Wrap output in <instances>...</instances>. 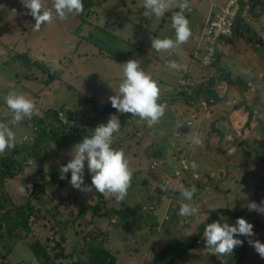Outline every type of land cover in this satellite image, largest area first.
Listing matches in <instances>:
<instances>
[{
  "label": "rangeland",
  "instance_id": "rangeland-1",
  "mask_svg": "<svg viewBox=\"0 0 264 264\" xmlns=\"http://www.w3.org/2000/svg\"><path fill=\"white\" fill-rule=\"evenodd\" d=\"M22 2L23 0H0V89L2 90L1 99L3 101L9 91L23 94L33 101L37 100L39 96V108H42V111L55 112L56 109H61L62 111H56L63 112V116L66 117V125L68 127L73 126L79 131L84 128L86 123L90 126L95 123L90 120V118H94L93 115H95L96 108L103 113L102 109L111 107V111L108 112L109 117L113 114L118 115L120 118L123 117V120L120 122L121 129L118 132L120 134L118 137L114 138L115 142L112 147L124 151L129 161V167L133 172L131 186L125 200L128 196L132 200L135 198H142L145 200L146 197H153L158 200L155 191H159L158 193L166 192L167 197L163 200V203L165 201L168 202L165 207L168 206L166 212L169 211V208L172 206L171 197L179 196L180 199H183L179 190L177 189L176 193H174L175 186L173 187L174 191L170 189V186L183 184L182 179H186L184 175L185 172L181 173L179 178L176 176V173L183 171L179 162L182 159H187L189 161H195L199 165V171L197 173L203 175L201 179H195L196 176H193V174L190 179L192 185L201 188H196L197 191L191 201V203L199 209V214L189 218L194 219L195 222H197L198 218L202 215L204 219L207 218V207L209 206L210 209L214 208L209 205L210 203H214V205L220 209H229L231 212L232 210L237 211L236 206L233 205L239 204V199L242 195L240 194L235 198V194L242 185L246 184L245 180L239 186L236 185L237 178L238 180L240 179V176L237 174L239 173L237 172V166L244 165L245 162H243V160L247 162L251 160L239 154L240 151L245 150L244 148L241 147L243 150H240L241 148L236 146V150H234L231 156H228L226 153V155L222 157L216 152V154L210 157L199 158L190 151L192 148L191 145L187 152L181 153L179 151L173 158H169L170 152H173V145H175L177 149L181 148L183 150L188 141L190 140L191 142L193 136H198L200 139L206 140L203 134L194 131H188L186 134L179 135L175 131L178 123L177 116L180 117L182 112L188 113L190 106L193 104L199 102L198 104L205 103L213 105V102H218L222 97H225L231 104H239L242 101L241 99H245L243 101L246 102H251L249 111L253 113L257 120L256 124L258 125L255 128L256 134L253 139L250 137L247 143L250 147V153H253L252 150L257 148L264 154V80H260L261 83H257V88L254 86L255 82L259 79L251 78L249 80L250 83L246 81L244 88H247L249 92L240 96L237 92V94H234L229 90L232 84L237 85L239 82L233 74L229 73L228 76V74L221 71V69L210 71L208 74H196L186 70L189 64L186 60L188 58L187 54L200 38L202 27L205 25L212 4H219L222 1L188 0L189 6L184 11V15L189 21V27L192 33L190 38L176 49L169 50L168 52H161L163 55L168 56L169 60H174L180 64L183 70H186V76H189V79H195L199 82L202 91L190 94L189 97H191L190 100L192 104H190L189 99H185L184 96L183 99H172V95L177 96L179 93H184L178 87L179 84H177L179 91H176V94H174V90L171 89L176 86L174 85L176 80L174 77H170L171 79H169L170 75L167 74L169 72H176L177 70L166 68L164 75L159 73L163 70V65L160 64L158 61L159 59L156 58L157 56H154L156 50L151 49L152 39H175V30L172 27L171 17L175 12L180 11L175 0L169 10L159 18L154 15L150 17H145L143 15L144 0H91L90 4L84 8V12L78 17L69 14L66 20L61 21L57 18L53 23L43 25L39 31L33 30L35 20L27 14L29 10L23 7ZM46 4L51 7V0H46ZM213 8L214 7H212V10ZM13 9L16 11V15L12 12ZM257 19L258 18L252 16L247 19V23L252 27L256 35L251 34V36L256 37L257 40L251 39L249 40V44L256 51L264 52V24L263 28H261L262 24L259 25V20L257 21ZM160 23L162 26H159ZM241 25L242 23L238 24V26ZM77 30L80 31L77 32ZM155 30L156 32H154ZM76 32L80 36L88 37L86 41H90V43H85V41L74 36ZM235 40L236 38L231 44L234 49L237 48L236 51H239V44ZM243 45H245V43L242 44V46ZM222 48L221 46V49ZM22 55H24V58L31 59L32 62L47 66L49 73H56L57 81L55 80L49 86L46 85L45 80L48 79H46L47 75L39 71L38 68L26 64L25 60L23 62V58L16 59V57ZM238 57L241 64L242 62H248L244 56L241 57L239 54ZM133 59L141 61V68L158 82L160 91L165 94L162 96L163 101L161 102L167 105L165 115L154 125L136 116L118 113L116 109L112 108L108 99L110 96L118 94V86L123 78V67L120 64ZM177 59L180 60L177 61ZM256 61L257 59H255L254 62ZM153 64L156 66L155 69H152ZM58 78H60V82H62L61 89H55L57 86H53L59 82ZM10 85H14L15 87H11ZM112 89L114 94L111 91ZM206 89L211 93H208ZM209 95H215L217 99L213 100L212 97L209 98ZM167 99L172 100L169 101ZM46 100L48 101L45 102ZM192 112L193 118L198 120L197 115H195L198 114V112ZM210 112L211 110L199 114H204L203 116L205 117ZM9 115H11L10 110L0 106V121L6 120L7 122ZM128 116L129 119L127 118ZM72 119L74 120L73 123ZM49 123H55V121L51 119ZM95 125L96 124L93 126ZM203 126L207 127L208 123H205ZM12 127V131L15 133L19 145H21L22 141L28 143V138L31 141L29 146L33 145L35 134L31 128L24 129L20 126ZM81 133L82 132H77L73 137L77 135L80 136ZM75 144H72V147ZM39 145L42 150L39 152L38 159L29 154H20L14 157L18 162L22 161L24 167L22 173L15 180L7 182L5 186V193L8 195L7 200H5V195L2 194V200L5 201L4 205L8 208H19L23 207L26 203H30L35 209H40L42 213L50 212L53 214L55 212H63L65 214L62 217L65 219H68L66 213L69 214L70 211H73V215L77 213V203L79 202L82 205H94L97 200L94 196V192L83 193L74 189L70 183L64 189L56 188L52 197H48L44 189L40 188L42 185L49 182L47 171L51 170L55 174H58L59 168L62 165H66L71 159L69 155L70 151L68 152L64 147H60L47 140H43ZM20 149H22V147ZM203 151L210 153V150L208 151L205 147H203ZM5 153L3 154L4 156H6ZM3 155H0V157H3ZM254 157H252V159L255 160V163L258 162ZM149 158L151 160L149 166L153 163L152 161H156L157 163V168L151 172L148 171L149 166H147ZM159 163L161 165H158ZM261 166L263 167L262 164ZM39 167L45 172L42 174V177H37V174H35ZM248 167H246V169L250 168ZM251 167L252 168H250L248 172L251 183L248 182L249 187H247V192L249 190L253 191L252 180H254V178L251 174L263 173L264 171L263 168H260L259 172L258 168L254 166ZM189 171H192V169L190 168ZM85 175L90 179L87 181L84 178L85 185H90L91 176L87 169L85 170L84 176ZM148 176L152 178L151 183L149 182L148 184V182H146L142 186V180H146ZM174 177L178 179H173ZM58 179L59 178H57V180ZM88 182L90 184H88ZM160 182L162 184L159 185ZM21 184L26 186V191H28L29 194L21 195L19 193L18 189ZM29 185L31 187L27 188ZM223 185H225V187L227 186V188L222 187L224 192L220 195V193L216 192V186L221 187ZM262 186L264 188V183ZM185 187L188 188L187 186ZM169 189L170 191H168ZM251 191H249V193ZM171 192L175 195L172 193V196ZM212 193H217L219 195H212ZM103 196V212L125 207L124 201L117 202L114 197ZM155 207L156 210L158 208L162 209L163 205L162 203H158ZM243 207L244 206L241 207V210ZM174 209L176 212L179 211L175 203ZM132 210L135 212L134 209ZM10 215L15 217V211L13 210ZM142 216L144 225L143 222H141L140 225H143L142 228H144L145 225L149 223V219L147 213L142 214ZM107 217L108 216L102 220H99L97 217L95 218V222L100 224L98 225V229L104 236L108 245L112 248L123 247L127 250L128 256H126V258L133 256L134 262L139 261L149 264L150 260L148 256H144V259H141L137 251L143 248L149 251L151 245L156 246V249L161 250L163 248L160 239L155 237V229H153V232L150 233L149 236L143 237L138 241L135 238V232L139 229L138 225L127 219L124 221L114 219L113 222ZM86 218L87 221L91 219V214L89 212L86 213ZM262 218L260 214L257 219L260 220ZM204 219L198 222V228L205 222ZM227 219L230 225L235 224L236 220L232 222L231 216H227ZM178 224L186 225L187 223L179 222ZM179 226L182 227L185 234L190 233L185 227ZM89 228H92V226L90 227L87 225L83 227V231H87ZM165 229H167V224H165ZM23 234L24 233H21L20 235L23 236ZM185 234L177 232L174 239H182L186 236ZM194 234H198L197 228ZM260 235L262 234H255L254 240H259L264 244V240ZM199 236L202 238L203 234L200 233ZM76 237L75 228H73L71 229L69 242H72ZM163 237H167L165 231ZM235 238L245 241L244 236ZM187 240L190 243L193 237H188ZM158 246L160 247L158 248ZM250 247L253 248L251 245ZM199 248L205 250L204 238ZM237 248L238 247L235 249ZM133 251H135V254ZM5 252L4 248H2L1 255H5V264H20L21 260L27 262L26 255H24V257L14 256L12 250L10 253L6 252L5 254ZM152 255L153 253L151 252V257ZM233 256V253L232 255H213L211 252L205 250L203 257L205 259L203 262L200 255L191 258V256L187 254L182 258H175L174 264L184 263L182 261L179 262V260L188 261L190 258L192 261L194 260L199 264H226V262H230V260L234 258ZM24 262L21 264H24ZM249 263L264 264V258H261L255 252L249 256ZM27 264H29V262Z\"/></svg>",
  "mask_w": 264,
  "mask_h": 264
},
{
  "label": "trees",
  "instance_id": "trees-1",
  "mask_svg": "<svg viewBox=\"0 0 264 264\" xmlns=\"http://www.w3.org/2000/svg\"><path fill=\"white\" fill-rule=\"evenodd\" d=\"M91 0H83L84 8L90 4ZM260 6L262 7V11H264V0H259ZM79 16V15H75ZM149 20V19H148ZM147 20V21H148ZM163 22V20H162ZM239 23H242L241 26H238ZM159 26H162L160 23ZM80 30H77V32ZM159 31V30H158ZM76 33H74V36L78 37L79 39L87 42L86 40L88 37L86 36H80ZM156 32V30L154 31ZM251 34L255 35L254 30L252 27L247 23L246 19H241L237 22L235 28H234V36L236 37V42L242 41L246 44H249V40L253 39L255 41L256 37L251 36ZM78 35V36H77ZM232 36L227 41V39L224 40V45L222 47L226 46L232 48V50H235L233 43L235 37ZM256 36V35H255ZM261 41V40H260ZM78 44V43H77ZM83 49V47H82ZM154 56L158 58L161 65L164 67L167 64V61H169V57L166 55H163L161 52H155ZM23 62L25 60V63L28 65H32L33 67L38 68L39 71H41L43 74L47 75L45 80L46 85H51L56 80V73H49V69L47 66L40 65L36 62H32L29 58H24V55L16 57V59H22ZM156 66L153 64V68L155 69ZM210 71H215L219 69V65L217 64L214 66L213 64L209 68ZM180 73L185 76V78L189 79V76L187 77V72L182 70H179ZM27 76V75H26ZM59 82H57V86L55 89H61L62 88V82H60V78H58ZM57 81V80H56ZM54 89V91H55ZM201 89V90H200ZM199 89V92L202 91V88ZM207 90V89H206ZM1 89H0V106L3 108H7L5 102L1 99ZM193 91V90H192ZM208 93H211L209 90H207ZM186 93V92H185ZM176 94V92H174ZM172 99H180L181 97L185 99H189V103H191V97L190 94L186 93H179V95L175 96L172 95ZM184 96V97H183ZM52 97V96H51ZM214 100L217 99V96L215 95H209V98ZM51 98L49 97V100ZM172 99H167L171 101ZM40 97L38 96L37 100H34L36 106L39 109V115H33L31 118H26L25 121H23L19 125L25 128H31L33 133L35 134L34 142L32 146H29V143L31 142L28 138V143L22 141L21 145L18 144V140L16 139L15 147L5 153L6 156L3 155V157H0V264L4 263V254L1 255V250L4 248L6 252H9L12 250V254L14 256H21L24 257L26 255L27 262H24L21 260L20 264L24 262V264L35 263V264H146L142 262H134L133 256H128L127 250H125L123 247L120 248H112L110 245H108L107 241L105 240L104 236L98 229L99 223L95 222V218L97 217L99 220H102L106 216L111 221L114 222V219H117L118 221H124L125 219L129 220L130 222L140 225L141 222H143V216L139 214V211L134 208L135 212L130 207H124V208H118V209H111L110 211L103 212V205H104V196L103 194H100L94 192V196L96 197V202L94 205H82L80 202L77 203L78 211L75 215H73V211H70L69 214L66 213L68 216V219H65L62 217L65 213L55 212V213H42L40 209H35L34 206H32L30 203H26L23 207L19 208H8L6 207L5 201L2 200V194L5 195V200H7L8 195L5 193V186L7 182H11L15 180L21 173L24 167V163L18 162L14 159L16 155H33L36 159L39 157V152L42 150L39 143L43 142V140H47L49 142H52L56 145H59L60 147H64L65 150L68 152L71 151L72 144L79 143L82 141L84 136H91V132L95 127H97L99 124L104 123L106 124L109 116L108 112L111 111V107H107L103 110V113L101 110H98L96 108L95 111V117H98L101 122L99 124H96L95 126H88V124L80 129L77 130L75 127L70 126H64L57 120V111L61 109H56L55 112H45V110L42 111V108L40 107ZM46 100L45 102H47ZM51 101V100H50ZM163 100H160L158 103H161ZM167 101V102H169ZM195 105V104H193ZM193 105H189L191 108ZM199 109L197 110L198 114L203 111V108L201 106V103L198 104ZM198 105L196 103L195 108H198ZM207 108H210V104H205ZM238 106V107H237ZM243 104H233L232 107L234 109L230 111L229 113L235 112L242 108ZM248 108V107H247ZM62 111V110H61ZM248 112V121L245 123L248 126L251 124H256L257 120L255 119L253 113L249 111V108L246 109ZM91 112V111H90ZM11 113V112H10ZM115 115V114H114ZM187 116L186 112L181 113L180 118H184ZM94 117V118H95ZM123 117L119 118L120 122L123 120ZM11 119V115L7 118V122ZM55 121V123H49V120ZM217 120L225 121L226 119L221 117L220 119L215 118ZM98 120V121H99ZM185 120V119H184ZM216 121V120H215ZM3 122H6V120H3ZM254 122V123H252ZM258 125V124H256ZM194 125H188L186 126L187 132L191 131L192 129L195 131ZM12 127V126H11ZM13 128V127H12ZM227 130L226 132L219 131L216 128L215 122H211L208 125L207 131L209 134L213 133L216 136L214 137H226V133L229 134L230 130L225 127ZM176 131V129H175ZM77 132H82L80 136L73 137ZM177 132V131H176ZM232 137L230 139L233 142H230L233 146H238L241 148H244V152L240 151L239 154H242L246 158H250V161H244V165L237 166V172L239 173H248L250 171L251 166H254L255 168H258V171L260 172V168L264 169V154L261 153V150L254 148L253 153H250L249 151V145L248 143H244L242 141L237 140L236 136H238L235 133H232ZM241 135V131H240ZM211 137V136H210ZM219 143H216V145L211 144L210 147V154H225L228 152V147H231L229 144L227 145H221V139H218ZM260 141V140H259ZM258 141V142H259ZM255 146V145H254ZM22 147V149H20ZM227 148V149H225ZM242 148L240 150H242ZM173 150H175V145H173ZM208 155V153H206ZM255 156V157H254ZM252 157L256 158L258 162L255 163V160L252 159ZM39 164V163H38ZM263 165V167L261 166ZM39 166V165H38ZM250 168H249V167ZM244 169H240V168ZM248 167L249 169H246ZM262 169V171H263ZM86 170V169H85ZM36 172V171H35ZM182 171L181 173H183ZM191 171H187L184 173L186 179H182V182L185 186L188 188L192 187V183L190 181L192 173ZM45 172L40 167L38 168L37 177H42V174ZM255 174V175H254ZM251 174V176L254 178L253 180V191L249 193L247 192V196L254 197V200L257 204H260L262 201H264V188L262 184L264 183V171L263 173H254ZM249 175V173H248ZM47 176L49 177V182L47 184L42 185L40 188L44 189V191L47 193L48 197H52L54 194V191L56 188L64 189L70 181L71 174H66V178L64 180H61L59 178V173L55 174L51 170L47 171ZM58 176V177H56ZM57 178H59L57 180ZM85 180H90L87 175L84 176ZM179 178V177H178ZM177 177L173 179H178ZM85 183V182H84ZM91 183V182H90ZM88 182V184H90ZM91 185V184H90ZM179 186V184H178ZM147 187V186H146ZM197 188V187H196ZM170 191V189L168 190ZM177 191V190H176ZM176 191L174 193H176ZM159 191H155V195L158 200H156L153 197H146L147 204L145 206L140 207L141 213H154L156 212L155 205L158 204V201L162 202L167 197V193H158ZM158 193V194H157ZM173 192H171V195ZM175 195V194H174ZM130 198L129 196L127 199ZM173 208L167 213H164L162 215L164 224H167L168 226L175 227L179 222H183L184 220L187 221L189 217H182L178 215H173V209H174V203L177 204V206H181L182 203L187 202L184 199H180L179 196L177 197H171ZM176 201H183L181 203H177ZM150 208H153V211L150 210ZM177 208V207H176ZM15 211V217H12L10 214L12 211ZM58 211V208H57ZM61 211V210H59ZM89 212L91 214V219L87 221L86 213ZM147 213V214H148ZM172 214V215H170ZM178 214V213H177ZM208 214V215H207ZM207 218H205V222L203 223V226H200L201 231H198V236L200 233L204 230L207 223H211V221L218 220L221 216L227 219V216H231V221H235L237 218H244L247 221H249L253 225V232L254 235L262 234L260 235L262 239L264 240V215H262V219L258 220L260 213L256 211H249V210H242L238 212H231L229 209H218V210H212L207 212ZM170 215V216H169ZM155 216H157V212L155 213ZM177 217V218H176ZM192 219V218H191ZM262 220V221H261ZM229 221V220H228ZM89 225L92 228H89L87 231H83V227ZM176 224V225H175ZM75 228V235L77 236L72 242H69L71 229ZM165 228V226H164ZM21 233H24L23 236L20 235ZM254 235L252 237H245V241H243L242 246H239L235 251L233 252V259L230 260V262H226V264H250L249 263V256L256 251L250 247V244L248 243L249 239L254 240ZM45 236V237H43ZM4 240V242H3ZM196 237L193 238V240L190 243H187V245L183 248H181L178 251H173L170 249V247L165 244V246L160 249H155L153 251V255L150 258L149 264H174L175 258H182L183 256L187 255L189 251L195 246L197 243ZM5 252V254H6ZM135 254V251H133ZM138 252V251H137ZM28 253V254H27ZM11 254V255H12ZM139 257L143 259L142 254L139 253ZM248 260V261H247ZM184 261V260H179Z\"/></svg>",
  "mask_w": 264,
  "mask_h": 264
},
{
  "label": "clouds",
  "instance_id": "clouds-1",
  "mask_svg": "<svg viewBox=\"0 0 264 264\" xmlns=\"http://www.w3.org/2000/svg\"><path fill=\"white\" fill-rule=\"evenodd\" d=\"M173 2L174 0H144L143 15L145 17L153 15L157 18L162 17L165 12L169 10ZM175 2L180 9V11L175 12L171 17L172 27L175 30V39H152L151 49H155L157 52H168L169 50L178 48L180 45L187 42L192 34L189 21L184 15V11L189 6L188 0H175ZM225 2H227V0L223 1V3ZM245 2L248 3V13L243 10L244 16L241 17V14L238 16L234 28L239 20L246 19L247 21L251 16L257 18L258 11L261 12L263 10L259 0H245ZM22 4L23 7L29 10L27 14L35 20V24L33 25V30L35 31H39L43 25L53 23L57 18L63 21L68 18L69 14L80 15L84 12L83 0H51V7L47 6L46 0H23ZM220 7L213 10L211 9L208 17L210 15L216 17ZM12 12L16 15L14 9ZM222 45H224V43ZM221 46L219 52L215 55L216 62L213 64L214 66L217 64L222 65L219 63L222 56L220 53L223 50ZM197 51L201 53L203 50ZM120 65L123 67V78L118 86V94L108 98L112 108L116 109L118 113L136 116L153 125L158 123L165 115L167 108L165 103H158L162 100L160 99V87L158 82L141 68L140 60L133 59ZM167 67L170 70H182V66L174 60L167 61ZM204 68L210 70L209 66ZM189 80L196 81L195 79ZM196 83L199 85V88L188 94L199 92L200 84L198 81H196ZM10 86L15 87L14 85ZM4 101L11 112V119L8 122L0 121V155H3L7 150H11L15 147L16 137L11 126L19 125L25 121L26 118H31L33 115H39V109L35 102L23 94L9 91L4 97ZM202 105H205V103H201V106ZM208 109L209 108L206 107V111L203 110L202 112H208ZM56 116L59 123L67 126V123H65L66 117L63 116V112L58 111ZM90 120L94 121V124H99L101 122L98 117L90 118ZM73 122L74 120L72 119V123ZM191 124L192 123L189 121L185 124V127ZM86 125L87 123L85 126ZM120 129L121 123L118 115H110L106 124L101 123L95 127V129L92 130L91 136H84L81 142L73 145L69 153L71 159L66 165H62L59 168V178L64 180L66 174L70 173L71 178L69 183L74 189L83 193H89L95 190L108 197H114L117 202L124 201L131 186L133 172L129 167V161L124 151L112 147L114 134L118 133ZM191 144L197 147H203V141L198 136L191 138ZM152 162L153 163L148 167L149 172L157 168L156 161ZM189 162H191L190 167L193 173L196 174L199 165L195 161L190 160ZM153 164H155V166H153ZM158 165L161 164L159 163ZM185 166H189L187 162ZM85 169H87L91 176V185H85L84 183ZM30 187V185L27 186V188ZM178 190L183 199L187 201L181 204L179 215L182 217L198 215L199 209L190 203L197 191L195 185L191 188H186L183 184H180ZM18 191L21 195L29 194L28 191H26V186L22 184ZM246 207L249 211H256L264 215V201L260 204L249 202ZM253 235V225L244 218H237L235 224L230 225L226 221V218L221 216L217 221L207 223L204 228L203 236L205 250L211 252L213 255H232L234 249L243 244L242 240L235 237L244 236L250 238ZM248 243L261 258H264V244L259 240L252 239H249Z\"/></svg>",
  "mask_w": 264,
  "mask_h": 264
},
{
  "label": "crops",
  "instance_id": "crops-1",
  "mask_svg": "<svg viewBox=\"0 0 264 264\" xmlns=\"http://www.w3.org/2000/svg\"><path fill=\"white\" fill-rule=\"evenodd\" d=\"M218 1H222V2H220L219 4H212V6H211V8H210L208 13L211 12L212 7H214L213 9L219 8L222 5L224 0H218ZM257 16H258L257 17L258 18L257 21L259 20L258 24L259 25L262 24L261 28H263L264 11H261V12L258 11ZM198 40L196 41L194 46L191 48L190 52L187 54L188 58L186 60L188 61L189 64L187 65V69L186 70H189L191 73H196V74H208L210 72V70H207V68H204L202 66V63H201V59L204 56L203 51H201V53H198V51H197L198 50V42H199ZM244 43L238 41L239 51H236L237 48H235V50H232V48L227 47V45L224 46L222 52L220 53V55H222V56H221L220 61H219V63L222 64V65H219V69H221V71L226 72L228 74V76H229V73L233 74V76H235L237 78V81H239L237 83V85L236 84H232L229 90L232 93H234V94L238 93L240 96L245 95V94H247L249 92L247 90V88H244L246 81L250 83L249 80L251 78L259 79V80H257L255 82V86H254L255 88H257L256 87L257 83H261L260 80H264V52L256 51L250 44H246L245 43V45L242 46V44H244ZM239 54H240L241 57L244 56V58L246 60H248V62L247 63L246 62H242V64H241L240 61H239V57H238ZM255 59H257L256 62H254ZM179 60L180 59H177V61H179ZM182 61H184V60H182ZM249 62H251V63H249ZM162 68H163V70L160 71L159 73L164 75L166 68H168L167 64H166L165 67L163 66ZM182 69H183V67H182ZM242 70H246V71H242ZM167 75H170L169 79H171L172 77L175 78L176 82L174 83V85H176V86L174 88H171V89H173L174 92H176V91L178 92L179 91L178 90L179 88H177L178 81L180 80V78H185V76H183V74L180 73V71H176V72H173V73L169 72ZM180 90H182V89H180ZM111 91L113 92V89ZM113 94H114V92H113ZM164 95L165 94H163V92L160 91V99H162V96H164ZM241 100H242L241 103L243 104L242 108H240L239 110H237L235 112L229 113L230 111H232L234 109V107L231 106L233 104H231L230 101H227V99L225 97H222V99L219 100L218 102H213V105H211L210 108L208 109V110H211V112L209 114H207L205 117L203 116L204 114H199V117H198V114H195V115H197L198 120L194 119L193 116H192L193 115L192 111L196 112L200 108L199 105L197 104L198 108L196 109L195 108L196 104H195L192 108L190 107V110L187 113L186 117L180 118L179 116H177V120H178L177 126L184 125V128H187V127H185V124L190 121L194 125L193 127H196L195 131L193 129L191 131L203 134V137L205 136L206 140H202L203 141V147H205V149H207L209 151L210 148H208L206 146L210 147L211 144H213V145L215 144L216 145V143H219L218 139H221L220 140L221 141V145H226V144L228 145L229 144L231 146V147L228 148V151H226V152H228L227 155L231 156L232 153L234 152V150H236V147L233 146L232 144H230V142H233L230 139V137H232L231 135H233L232 133H235V134L238 135V136H236L237 140L242 141V142H244L246 144H247V141L250 140V137H252L251 139H253L254 135L256 134V132H255L256 131L255 128L257 127L256 124L252 125L250 123L249 126L247 124H245L248 121V118H249L248 112L246 111V109L249 108V110H250V107H251L250 103L251 102L243 101L245 99H241ZM129 116L127 117L128 119H129ZM221 117L225 118L226 120L222 121V120L215 119V118L220 119ZM246 117H247V119H246ZM211 122H215L217 130L226 132L227 129L225 127H227L230 130V133L229 134L226 133V135H227L226 137H214V136H216L215 134H213V133L209 134L207 129L205 130V128H208V126L207 127L203 126L205 123H208V125H209ZM177 126H176V128H177ZM240 131H241V135H240ZM186 132L187 131H185V130H183V133H180V132L177 131V133L179 135L180 134H182V135L186 134ZM119 134L120 133H115L114 134V138L118 137ZM251 134H252V136H251ZM114 142H115V140L113 139L112 146H113ZM191 145L192 144H191V142L189 140L183 150L181 148L177 149L176 146H175V150H173V152H170L169 158H173L174 155L177 152H179V151L181 153L185 152V151L187 152L189 150V146L191 147ZM254 145H255V143H254ZM237 146H238V144H237ZM203 147H197V146L192 145V148H191L190 151H192L194 154H196L199 158H205V157L207 158V157L212 156L210 153H208V155H207L206 154L207 152L203 151ZM243 152H244V150H243ZM220 155L222 157H224V155H226V153L224 155L223 154H220ZM148 161L149 162H148L147 166H149V164H150V161H151L150 158L148 159ZM198 171H199V169L197 170V172ZM191 172H193V170ZM197 172H196V174L192 173V175L194 174L193 176H196L195 179H201L203 177V175H201V174H199ZM237 174L240 176V179L238 180V178H237L236 185L239 186L245 180H246L245 181L246 184L242 185V187H241L242 189L240 188L237 191V193L235 194V196H236V197L234 196L235 198H237L240 194L242 196L239 199V204L238 205L237 204L233 205V206H236L237 211L232 210V212L248 210V209H245V208H247L246 205L249 202H255L254 197L246 195L247 194V187H249L248 186L249 185L248 182H250V177H249L248 173L242 172V173H237ZM151 181H152V178H150L148 176L146 180L145 179L142 180V186L146 182H148V184H149V182L151 183ZM252 182H253V180H252ZM160 184H162V183L160 182L159 185ZM174 186H175V191H176L178 189V184L170 186V189L174 191V189H173ZM216 187H217L216 188V192L220 193V195H222L223 192H224V189H222V187L227 188V186L225 187V185H223L221 187L220 186H216ZM252 187L254 188L253 183H252ZM197 188H201V187H197ZM217 193H212V195H219ZM215 198H217V197H215ZM147 199L145 198V200H144L142 198H135L134 200H132L131 198H128V199L124 200V202H125L124 206L125 207H130L132 209L135 208V209H137L139 211V214L142 215L144 213H141L140 207H143V206H145V204H147V201H148ZM172 199L173 198H171V201H172ZM176 202L177 203H181L183 201H176ZM158 203H162L163 208L162 209L158 208L156 210L157 216H155L152 213H148L147 212L148 213L149 223L146 224L144 228H142V226L144 225V221H143V225H139V229H137V231L135 232V238L138 241H140L143 237L149 236V234L153 232V229H155L154 230L155 237H158L160 239V242H161L163 247L165 246V244H167L170 247L171 250L178 251L181 248L185 247L187 245V243H189L188 240H187L188 237L192 236L194 238V236H195L196 237L195 241L199 242V244L196 243L195 246H193V248L189 251L188 254L191 256V258L200 255L202 257V262H203V260L205 259V258H203L204 254H205V250L200 249L199 247L202 245V239L204 238V236L201 238L200 236H198V234L195 235L194 232H195L196 228H197V231H199V230L201 231L200 227L199 228L197 227V224H198L199 221H202L204 219L203 218L204 216L202 215L203 217L202 216L199 217L197 222H195L194 219L189 218L187 221H185V220L183 221V223H187L186 225L177 224V226H175V227H172V226L170 227V226L167 225V229H165L164 228V226H165L164 223L165 222H162L163 221L162 215L164 213H166V210L168 209V206H166L167 208L165 207V205L168 202L165 201L163 203V201L162 202L158 201ZM204 203L206 204L205 200H204ZM209 205L214 207V208L210 209V207L208 206L207 207L208 210H206V212L220 209V208L216 207L214 205V203H210ZM242 206H244V207L241 210ZM172 208H173V203H172V206L169 209L171 210ZM178 209H180V206H178ZM169 211H167V213ZM173 214L180 216L179 215V211L176 212L175 209H173ZM170 215H172V214H170ZM226 221H228V220H226ZM161 222H162V225H161ZM179 225L185 227V229L188 232H190V233H186L185 234V232L183 231L182 227H180ZM201 226H203V224ZM164 231L166 232V236H167L166 238L163 237ZM177 232H181V233L185 234L186 235V236H184L185 240H184V238H182V239H180V238L174 239V236L177 234ZM203 232H204V230L201 233L203 234ZM155 247L156 246L151 245L149 251L146 250L145 248H143L142 250L139 249L138 252L141 253L143 256H148V259L150 260L151 252L155 251V249H156ZM159 247L160 246H158V248ZM191 258L188 261H182L184 263H181V264H199V263L195 262L194 260L192 261Z\"/></svg>",
  "mask_w": 264,
  "mask_h": 264
},
{
  "label": "built area",
  "instance_id": "built-area-1",
  "mask_svg": "<svg viewBox=\"0 0 264 264\" xmlns=\"http://www.w3.org/2000/svg\"><path fill=\"white\" fill-rule=\"evenodd\" d=\"M243 10L248 13L249 7L245 0H227L220 7L219 13L216 17L209 16L206 23L201 31V36L198 42V50H203L204 56L202 57V65L204 67L209 66V64H214L216 62L217 53L220 50V46L224 43L225 39L233 36L234 24L238 16H244ZM197 84L196 81H192ZM203 110L206 111L205 105H202ZM189 165L188 167L185 164ZM182 170L188 171L191 162L186 159H182L180 162ZM155 166V164H153ZM181 172L176 173V176H180ZM153 211V208H150ZM155 214V211H154Z\"/></svg>",
  "mask_w": 264,
  "mask_h": 264
},
{
  "label": "bare ground",
  "instance_id": "bare-ground-1",
  "mask_svg": "<svg viewBox=\"0 0 264 264\" xmlns=\"http://www.w3.org/2000/svg\"><path fill=\"white\" fill-rule=\"evenodd\" d=\"M230 38L227 39V41L229 40ZM212 64H209V68L211 67ZM179 88L182 89L184 92L186 93H189L191 92L192 90H196L199 88V85L193 83L192 81H190L189 79L187 78H180L179 80ZM197 244H199V242H197Z\"/></svg>",
  "mask_w": 264,
  "mask_h": 264
},
{
  "label": "water",
  "instance_id": "water-1",
  "mask_svg": "<svg viewBox=\"0 0 264 264\" xmlns=\"http://www.w3.org/2000/svg\"><path fill=\"white\" fill-rule=\"evenodd\" d=\"M176 130L180 133H183V130H185L184 125H179Z\"/></svg>",
  "mask_w": 264,
  "mask_h": 264
}]
</instances>
